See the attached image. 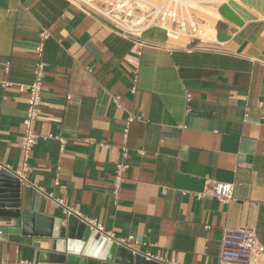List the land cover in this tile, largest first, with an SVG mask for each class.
<instances>
[{"label": "crops", "instance_id": "obj_1", "mask_svg": "<svg viewBox=\"0 0 264 264\" xmlns=\"http://www.w3.org/2000/svg\"><path fill=\"white\" fill-rule=\"evenodd\" d=\"M260 2L219 4L207 40L170 39L162 28H149L137 57L133 38L69 0H0V168L15 177L24 157L23 88L34 81L39 35L49 34L19 210L60 219L63 227L65 206L113 241L132 237L133 254L161 264H224V228L254 229L264 246ZM121 163L128 168L114 196ZM213 182L232 183L233 200L212 197ZM19 227L18 219L0 217V264H61L40 256L51 251L50 239L9 232ZM252 264H264V257Z\"/></svg>", "mask_w": 264, "mask_h": 264}, {"label": "built area", "instance_id": "obj_2", "mask_svg": "<svg viewBox=\"0 0 264 264\" xmlns=\"http://www.w3.org/2000/svg\"><path fill=\"white\" fill-rule=\"evenodd\" d=\"M74 4L81 5L88 10L95 12L109 23L115 30L125 37L133 38L138 46L137 50L131 51L134 56L141 55V48L144 42L141 41V34L145 30L153 27L162 28L167 38L178 39L180 37L203 39L204 33L200 25L193 20L190 14L182 11L181 6L176 2L161 0L154 3L149 0H69ZM108 4V5H107ZM40 41L35 48L37 60L34 66V81L24 86L28 93L27 109L23 119V136L20 142L21 150L24 154L22 170L16 174L19 183L25 181L24 176L28 169L29 152L34 147L37 135L33 132V124L38 119L39 107L41 104V94L43 92V69L44 63L41 61L43 45L49 38L47 32L39 35ZM133 63L132 61H130ZM135 93V87L131 89ZM113 103L117 108H121V98L114 95ZM135 120L130 117L126 121L124 136L127 134V127ZM127 150L123 147V155ZM128 166L124 163L117 165L112 184V193L117 196L123 183V175ZM210 194L218 202L228 204L233 200L234 185L225 182H213ZM65 216L73 215L69 208L63 207ZM78 218V217H77ZM90 230H94L104 236L103 228L95 222H86ZM1 234V232H0ZM108 240H113L111 235L105 236ZM117 244L129 248L134 243L132 237L127 240H116ZM136 243V242H135ZM260 257H264V246L260 243L257 233L251 228L230 229L224 228L222 232L221 248L219 260L224 264H252Z\"/></svg>", "mask_w": 264, "mask_h": 264}, {"label": "water", "instance_id": "obj_3", "mask_svg": "<svg viewBox=\"0 0 264 264\" xmlns=\"http://www.w3.org/2000/svg\"><path fill=\"white\" fill-rule=\"evenodd\" d=\"M20 183L5 168H0V217L15 218L20 227L9 229L10 233H22L46 237L52 241L51 251L41 253L44 260L65 264H83L79 258H99L122 264H161L141 254L108 240L74 215L66 219L61 227L60 219L48 218L41 214L22 210L19 199ZM7 209V210H3Z\"/></svg>", "mask_w": 264, "mask_h": 264}, {"label": "bare ground", "instance_id": "obj_4", "mask_svg": "<svg viewBox=\"0 0 264 264\" xmlns=\"http://www.w3.org/2000/svg\"><path fill=\"white\" fill-rule=\"evenodd\" d=\"M168 2L178 3L182 11L184 10L187 14H190V10L195 12L207 22L206 34L204 37L209 39L214 34L213 23L219 18L216 8L219 4L228 2L229 0H167ZM233 1V0H231ZM217 4V5H216Z\"/></svg>", "mask_w": 264, "mask_h": 264}, {"label": "rangeland", "instance_id": "obj_5", "mask_svg": "<svg viewBox=\"0 0 264 264\" xmlns=\"http://www.w3.org/2000/svg\"><path fill=\"white\" fill-rule=\"evenodd\" d=\"M109 1H112V0H109ZM149 1H151V2H154V3H159V2H161V0H149ZM259 1H261L260 3V7H262V4L264 5V0H259ZM108 5V4H107ZM217 5V4H216ZM190 15H191V17L193 18V20H195L199 25H200V27H201V29L203 30V33H205V35H207L206 34V28H207V22L208 21H205V20H203L202 18H200L199 17V15H197L195 12H193L192 10H190Z\"/></svg>", "mask_w": 264, "mask_h": 264}]
</instances>
